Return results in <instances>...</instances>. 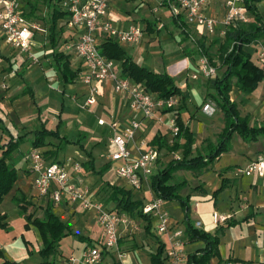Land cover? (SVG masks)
<instances>
[{
    "label": "crops",
    "instance_id": "crops-1",
    "mask_svg": "<svg viewBox=\"0 0 264 264\" xmlns=\"http://www.w3.org/2000/svg\"><path fill=\"white\" fill-rule=\"evenodd\" d=\"M23 1L24 0L20 1V9L22 8V10H30L31 7L35 6L31 2L27 3L29 6L22 4ZM128 1L129 0H110L108 3V16L115 26L122 29L133 24L140 26L143 29V37L140 43L136 46L145 48L146 44L144 42V32L147 31L145 22H149V20L141 15L140 12L144 6H146L147 1L150 0H131L138 3V6L136 5L137 7H134L133 9L128 7ZM256 6L259 10V4H256ZM113 10L122 13L123 16L121 19H113L111 17ZM46 12L48 13L49 9ZM259 12L264 18V11L259 10ZM47 13L42 17L36 16L35 14L34 17L30 18V22L36 23L41 28H47L43 19L47 18ZM206 14L215 17L216 19H221L223 10L220 0H211L210 6L206 10ZM161 15H163L162 18ZM158 16L160 17V21L157 20L154 15L155 22H149V28H152L153 30L149 31L150 33L155 34V32L160 28V24L158 25L157 21L161 22L162 20L167 19L165 13H159ZM56 26L57 43L55 45V49L51 47L49 34L47 32H36L34 34L32 52L34 53V56H36L37 62L39 64L43 63L42 66L39 64L35 65L31 63L29 64V62H24L25 59H27L26 55L8 45L3 40L0 33V71H4V73H1L0 76L5 75L6 80L5 83H1L2 81L0 82V85L5 86V89H2L0 86V119L2 125L0 128V141L2 140L5 143L9 139L22 137V143L28 142L29 144L26 145L30 147L25 152L18 146L16 152L13 153L14 167L17 170L18 179L10 192L3 198L1 204L3 205L6 203V200L10 203L12 201L13 204L14 196L20 193L32 205L28 208L27 214L32 213L30 211L32 208L43 213L44 206L52 204L51 202H48L46 198L39 197L33 188V174L30 171L31 162L28 153L32 150L31 143L34 138V131L44 128L51 131L57 130L59 133V137L61 139L47 138L46 146L39 148L41 152H50L46 159L47 162H52L54 159L60 161L57 158V155L59 150H62L64 145V143L61 142L62 138H65L67 143H76V141H78L76 144H79L78 146H82V149L76 148L73 152V157L67 158H74L81 164V166L83 163L91 162L92 169L94 171H101V174L99 175L100 178L103 176L104 170L111 168L114 170L120 163L109 160V155L115 151V146L111 143V139L115 133L122 131V128L130 121L136 120L140 123V126L136 130L133 138L127 144V147L133 157L138 156L140 152L144 150V147H142L141 144L144 143L147 147H150L148 143L155 136H163L166 139L168 138L166 121L170 116V112H163V123L144 119L139 112L132 111L129 108L128 97L126 94H119L113 91L112 83L109 80L93 82V86L96 88V102L88 110H81L79 108V104L86 100L89 91L87 85L83 82V78L86 75L85 64L70 48L71 45L76 42L78 32L69 28L66 25L65 19H59L56 21ZM190 31L191 33L194 31V33H197L198 36L204 35L203 30L199 27H191ZM214 38L215 37H213V39ZM257 45L255 46L257 47ZM136 46H132L129 56L140 66L153 71V67H147L144 62L141 63L134 59V47ZM248 47L249 46L245 47L244 50L250 54L248 52ZM55 52H60L63 55L60 60L61 63H67L69 69L72 72L77 73V77L72 81V83H65L61 73L57 70L56 65L58 62L55 61ZM180 54L179 50H176L174 53L167 55H176V60L171 59L170 64H167L168 68H171L170 72H153H167L172 77L176 78L177 75H181L182 73L187 76L188 74L186 70H189L190 75H188L187 78L190 77L196 70L197 64H193L190 61L186 62L181 58ZM114 66L115 71L120 74L119 63L114 62ZM156 66L160 68L158 65ZM16 68V74H12L15 73ZM163 68H165L164 65ZM6 74L8 75L6 76ZM204 83H206V79L204 80L203 78H198L197 81H192L191 77L188 80L185 79L184 87L181 88L182 96H176L178 100V113L184 122L185 119L183 118V114L184 111L188 109L187 106L190 107V105H192V107L195 108L206 105L210 102L206 99V94L203 88ZM210 83L211 84H209L210 86L208 87H212L214 90L213 78L210 80ZM6 88H9L7 93L5 92ZM253 93L256 94L258 98L257 102H255V109L245 111V107H243L244 105L240 104L238 109L241 115L248 114L251 119L264 121V83L261 84ZM6 95L7 99L4 100L3 98L6 97ZM240 97L243 99L244 96L235 87L232 88L230 92V100L237 102ZM23 108L29 110L28 114L25 115L22 113ZM199 117H201V115L200 113H197L195 121H198ZM98 120H103L105 124L99 125L97 123ZM113 122L116 123L115 130L110 128V124ZM185 123L193 134L195 144L201 145L204 140L203 134H201V125L197 123L195 124L200 131L195 136V122L187 121ZM68 133H71L72 137H69ZM85 138H92L95 143L105 145V148L108 147L106 149V157L101 156L104 158L102 169H97L94 165L93 151L88 152L87 147L83 144L82 139ZM215 140L216 138L210 141L215 142ZM263 145L264 139H260L258 142L252 143L244 142L239 137L236 142L234 139L231 140V149L226 152V154L230 157L228 162L212 166L207 171L203 172L198 177L201 186L198 190L191 191L190 193V218L195 226L209 234H215L217 229L222 228V234L219 237V244L217 247L218 257L212 258L210 260V264H217L219 260L223 262L222 264H225L226 260L238 261L241 264H263L264 175L258 176L254 173L247 177L238 172L239 169H244L251 160L256 159L258 156L264 158ZM95 148H98V146ZM162 151L159 152L160 155L158 162L161 159L160 156ZM194 151L195 150H193V152ZM20 169H23V171ZM209 171L213 172L215 176L213 181H211L215 183V187H213L212 190L207 187V182L204 179L206 173ZM90 175L96 174H93L92 171L90 173V171L84 169L82 166L81 171L79 173H75L73 177L76 180H81L82 185L84 181L83 179L85 177H90ZM223 179L225 180L224 189L215 193L221 187ZM131 191L133 192L135 200L143 201L144 199H148L150 195L146 187H144L141 191ZM152 194L154 196L153 192ZM92 200L94 199L92 198ZM13 205L18 214H20L18 207L15 204ZM52 206L53 213L58 216L62 222H65L63 220L64 218H68L70 215L74 216L77 210L80 209L77 206L71 205L57 206L52 204ZM169 206L173 208L174 215H170L168 210ZM163 208L170 216L168 231L166 233H158L164 235V240L161 242L158 239L157 241L165 246V259L169 261L170 264H174L173 260L168 258L166 253L171 246L170 241L175 230L173 225L177 223L182 224L183 226L184 215L180 204L177 202H163ZM84 212L86 213L88 219L93 217V220H95V215L92 211ZM214 213L220 216H225L227 219L219 224H214ZM4 214L7 216V213L0 208V215L2 216ZM20 216L24 219V216L21 214ZM41 216L42 214L39 216L37 215V217ZM245 217H248L247 220H244ZM6 220H4V223H6L8 227V230H5L7 233L12 231V227ZM231 222L232 225L230 224ZM94 225L96 226L93 234L94 237L91 238L89 235L81 237H83L84 240H89L96 247L100 248L103 244L104 236L101 228L97 226L95 221ZM152 231L154 232L151 228V232ZM181 231L183 232L181 241L184 245L180 248L179 253L180 255L185 256V264L187 255L202 248L203 243L197 242L188 244L186 236L184 235V229H181ZM130 232L125 234L130 235ZM99 234H101V238L97 237ZM18 236L19 237L15 236L13 238L17 244L14 243L12 246L7 244V241L9 240L8 237L5 238L6 240H0V251L3 253L4 258L9 261L16 262L17 264L43 263L44 260L38 255V251L41 248V239L37 229L34 226L29 225V229L24 230L22 226ZM76 236H78V234L62 239L58 247V252L61 249L62 242L68 238L70 239V237H73L74 239L76 238L77 241L74 243L71 242V244L73 243L72 247H70L71 244L69 241L66 242L64 249L67 248V250H70L71 252L67 255L63 250H61L63 255H67L69 257H79L85 248L90 247L87 245V241H80L77 239L80 236ZM98 239L100 240L99 244L97 243ZM128 239L130 240L129 243L134 246V249L128 253H135V250L139 249L141 245H139L138 248V244L136 246L131 242L133 239L132 237H129ZM123 241L127 240H121L120 243L122 244ZM14 245H17L22 250L21 257H15V255L11 253L10 249H8V247L13 248ZM151 253H154V249L148 252L149 255ZM110 254L114 255L113 252H110ZM61 259L62 258L56 254L54 264H60Z\"/></svg>",
    "mask_w": 264,
    "mask_h": 264
},
{
    "label": "trees",
    "instance_id": "trees-1",
    "mask_svg": "<svg viewBox=\"0 0 264 264\" xmlns=\"http://www.w3.org/2000/svg\"><path fill=\"white\" fill-rule=\"evenodd\" d=\"M53 0H43L44 3L52 2ZM61 0H54L53 5L49 8L47 18H43L49 34V42L51 47L55 49L57 43L56 21L65 19L66 25L69 19L67 12L60 7ZM262 0H243L244 8L249 14V22L229 28L223 37H215L210 40L209 45H217V61L219 67L216 66L213 58L208 55L204 40L201 38L194 41V50L186 49V53L195 56L198 59L205 56L209 63L216 69L221 68L223 71L214 79V94H208L223 114V128L216 136L215 142L204 139L199 149L193 155V147L195 139L189 130L188 126L178 113V108L172 112L176 115V123L178 126V134L169 144L163 136H155L148 145L155 148L158 152L166 150L168 153L179 152V157L170 160L163 168H157L150 180L151 190L157 199L163 202H177L180 204L183 211V226L184 235L187 243L193 244L202 242L203 247L187 255L185 264H210V260L218 257L219 237L222 234V228L217 229L215 234H209L195 226L190 218V193H182L187 187L186 180H179L176 177L178 172H190L200 176L203 172L212 167L213 163L219 158L222 153H226L231 149V139L233 134H237L244 142L252 143L264 139V121L251 119L250 115H241L238 109L239 103L230 100V92L232 88H236L243 96L254 92L261 84L264 83V70L256 62L251 60V56L244 50L247 46L264 44V18L260 14L256 4ZM49 6V5H48ZM37 11L33 6L30 10L19 9V13L26 19L32 18ZM170 24L173 28L179 31L180 43H186L191 39V31L185 23L182 16H170ZM27 20V19H26ZM28 21V20H27ZM146 30L153 31L149 28L150 23L145 22ZM223 39L222 41H220ZM262 40L263 42H260ZM97 47L101 55L108 60L118 62L120 65L119 76L129 80L132 84L144 89L148 94L167 99L169 97H181V88L176 84L174 77L167 72H153L140 66L132 60L127 52L113 38L108 36L98 38ZM57 70L65 83H72L77 77V73L69 69L67 63H61L63 55L60 52L54 53ZM217 73V72H216ZM207 98V95H206ZM244 98V97H243ZM240 105L245 104V100H240ZM171 111V110H170ZM165 111V112H170ZM1 119H0V128ZM32 149H39L46 146V139H61L57 130L51 131L40 129L33 132ZM62 143H67L65 138H62ZM22 143V137L17 139H9L6 143L0 146V204L3 198L10 192L13 185L18 179L17 170L14 167L13 153ZM78 143V141H76ZM82 149V146H80ZM50 152L42 151L44 159ZM52 162H59L54 159ZM83 168L92 171L93 174H101V171H94L91 162L83 163ZM103 173V172H102ZM108 191L107 201L113 204V209L128 217L136 214L140 219L146 221V231L150 230L151 224L149 217L142 213L143 203L140 200H135L131 190H125L117 186H111L107 183ZM225 187V180L221 182V187L215 192L222 191ZM199 186L193 191L198 190ZM14 204L18 207L19 213L24 216V228L29 229V225L34 226L41 239V248L38 255L44 260L41 264H54L55 256L58 254V247L62 239L75 235L71 227L62 222L58 216L52 211V204L46 206L42 216L37 217L32 213H28V208L31 203L26 200L22 194H16L13 198ZM245 217L244 220H247ZM5 215H0V229L8 230L7 224L4 223ZM232 225V222L230 223ZM229 224V225H230ZM80 241H87L90 247H96L89 240H84L83 237L77 238ZM165 246L162 243H157L154 253L149 255L151 264H164L163 253ZM31 253V252H29ZM110 253V252H107ZM60 257V256H59ZM62 260V259H61ZM60 264H66L61 263ZM1 264H17L4 258L0 251ZM229 260H226L227 262ZM234 261V260H233ZM221 260L217 264H222Z\"/></svg>",
    "mask_w": 264,
    "mask_h": 264
},
{
    "label": "built area",
    "instance_id": "built-area-1",
    "mask_svg": "<svg viewBox=\"0 0 264 264\" xmlns=\"http://www.w3.org/2000/svg\"><path fill=\"white\" fill-rule=\"evenodd\" d=\"M110 0H61L60 7L67 12L69 19L67 26L78 32V38L71 49L84 62L86 75L83 82L87 85L89 94L84 106L95 104L96 88L94 81L109 80L113 91L126 94L128 106L132 111L139 112L144 119L163 123V112L170 111L166 121V129L173 140L178 134L176 115L172 112L177 108L176 97L161 99L148 94L141 87L132 84L129 80L119 76L115 71L114 62L100 54L97 47L98 38L108 36L119 44L136 46L143 37V29L137 25L126 28L115 26L108 16V3ZM141 1V0H140ZM156 3L152 13L160 21L159 13L167 10L170 16H182L189 28L199 27L206 36L223 37L225 32L232 27L249 22V14L244 8L243 0H220L223 15L221 19L206 14L211 0H150ZM20 0H0V33L3 40L12 48L35 60L32 52L33 37L36 32L46 33L36 23H29L20 13ZM257 64L264 70V44H258L256 49ZM216 75V68L212 66L205 56L198 59L196 70L191 74V79L212 78ZM5 89V86H1ZM209 106L205 105L203 111L208 114ZM99 125H104L103 120H98ZM140 123L136 120L126 124L122 131L115 133L111 143L115 151L109 155V160L120 162L114 169L118 178L126 181L133 191H141L144 186L151 190L150 180L158 165L159 152L152 147L141 144L144 150L133 157L127 144L133 138ZM110 128L115 130L116 123H111ZM30 171L33 174V188L37 195L46 198L53 205L77 206L83 211L96 213L98 224L101 227L104 242L99 247L85 248L79 257L70 256L66 264H100L102 250L113 252L116 259L121 261L124 254L119 251V228L133 227L134 224L125 214L106 210L97 201L89 197V190L82 187L81 180L74 179V174L82 169L81 164L74 158H66L59 162H47L39 149H32L29 153ZM176 159V157H175ZM244 176L256 173L264 175V158L258 156L251 160L244 169H239ZM155 196V195H154ZM156 214L159 222L156 227L158 233L168 231L169 214L163 208V201L155 197V201L142 208V213ZM227 219L225 216L213 214V223L219 224ZM182 231H175L170 241L171 246L166 255L174 264L179 261L180 248L184 245L180 236ZM225 264H241L229 260ZM264 264V256H263Z\"/></svg>",
    "mask_w": 264,
    "mask_h": 264
},
{
    "label": "rangeland",
    "instance_id": "rangeland-1",
    "mask_svg": "<svg viewBox=\"0 0 264 264\" xmlns=\"http://www.w3.org/2000/svg\"><path fill=\"white\" fill-rule=\"evenodd\" d=\"M22 1V0H20ZM31 2L33 5H35L37 11L35 12L36 16L42 17L44 14H46L47 10L49 8H52L54 6L57 7L56 4L53 5V2H48V3H44L43 0H24L22 2V4H26L27 6H29L27 3ZM21 3V2H20ZM259 4V10L264 11V0H262L261 2L257 3ZM49 5V6H48ZM128 7L130 8H134L138 6V3H136L135 1H131L129 0L127 2ZM137 5V6H136ZM258 6V5H257ZM156 7V3L152 2V1H147L146 6H144V8L141 10L140 14L143 15L146 19L149 20V22H155V17L154 14L151 13L152 9ZM28 9H25V11H27ZM165 13L167 16V19L162 20L161 22L157 21L158 25L160 24V28L155 32V34L150 33L149 31H145L144 32V42L146 44L145 48H141V47H134L135 48V56L134 59H136L139 62H144L145 65L147 67H153V71H169L171 68H168L167 64H170L171 59L176 60V55L173 56H167L168 54L174 53L176 50H179V52L181 53L180 56L183 60H185L186 62L190 61L191 63H198V58L195 56H191L188 55L186 53V49L188 50H194L195 47V43L194 41L199 40V39H203L206 48H208V55L211 56L216 64L217 67H219V62L217 61V45L214 46H210V40L209 39H213V37L210 36H206L205 34L202 36H198L197 33H194V31L191 33V39L189 41H187L186 43H180V37H179V31L176 30L175 28H173L171 26V24H169V16H168V12L167 10H163L162 14ZM122 13L121 12H116L115 10L112 11V15L111 17L113 19H121L122 17ZM163 15H161L162 18ZM28 20L29 23L30 22V18H26ZM113 23V22H112ZM159 27V26H158ZM223 39H221L220 41H222ZM260 42H262V40H260ZM262 44V43H261ZM120 46L127 52L128 55H130L131 53V48L132 46L127 45V44H123L121 43ZM256 46H249L248 47V52L250 53L249 55L251 56V60L257 63V54H256ZM34 54V53H33ZM36 58V56H35ZM181 59V60H182ZM24 62H29V64H35L38 65L39 63L37 62V58L35 60H31L29 58L25 59ZM43 63L39 64L40 66H42ZM156 65H158L160 68H158ZM163 65L165 68H163ZM4 67H6L5 65H3ZM28 66V64H27ZM15 73L12 74H16L17 72V68L15 69ZM14 71V70H13ZM12 71V72H13ZM172 71V70H171ZM223 71V69L218 68L216 69V75L219 76L221 74V72ZM187 74L190 75V71L186 70ZM3 74L4 71H0V74ZM8 74H6L7 76ZM187 75V76H188ZM187 76H185L183 73L181 75H177L175 79L176 84L180 87L183 88L184 87V83H185V79L188 80L190 77L187 78ZM3 77V78H2ZM213 79H215L214 77H212ZM212 78H205L206 79V83H204L203 88L205 91V94L207 95V100H209L210 102L206 105L209 106L207 113H205L203 111L205 105L199 106V107H192V105L187 106V110L184 111L183 114V118L185 119V122L187 121H194V133L195 136L197 135L199 131L197 124L201 125V134H203V139H210V140H214L216 138V136L219 134L220 130L223 128V114L221 113V111L219 110V108L216 106L215 102L208 97V94H214V90L213 88H209L208 86H210V80ZM0 82L1 83H5V75L0 76ZM204 79V78H203ZM204 79V80H205ZM192 81H197V79H191ZM0 83V84H1ZM2 86V85H0ZM7 86V85H6ZM212 86V85H211ZM9 88H6V93L8 92ZM182 90V89H181ZM210 92V93H209ZM4 100L7 99V95L6 97L3 98ZM245 100V104L243 107L245 111L247 110H254L256 105L255 102H257L258 98L257 95L252 93H249L247 95L244 96L243 98ZM241 97L237 100V103L240 104ZM85 100L83 102H81L79 104V108L81 110H88L91 106H84ZM258 110V109H257ZM29 110L23 108L22 109V113L23 114H28ZM190 113V114H189ZM200 113L201 117H199L198 121H195V117L196 114ZM201 118V119H200ZM167 141L169 142V144L172 143V139L170 138L169 132L167 131ZM69 137H72L71 133H68ZM233 138L231 140H238V136L237 134H233L232 136ZM83 144L87 147L88 152L93 151V158H94V165L97 167V169H102L103 167V160L104 158L101 156L106 157V149L105 145H101L100 143H95V141L92 138H85L82 139ZM6 143V142H5ZM4 142L1 140L0 141V146L3 145ZM26 144H29L28 142L25 143H21L19 145L20 149H22L23 151H27V149H29L30 147L27 146ZM100 144V145H99ZM79 144L76 143H64L62 150H59V153L57 155V158L62 161L67 157H73V152L75 151V149H80V146H78ZM98 148H95L97 147ZM201 145L200 144H195L193 147V150H195L193 152H196L197 148H199ZM264 146V145H263ZM30 153V151H29ZM28 153V156H29ZM103 153V154H102ZM161 156H160V161L158 162L157 168H163L165 166L166 163H168L170 160L175 159L179 157V152L176 153H168L166 150H163L161 152ZM230 157L226 154V153H222L219 158L213 163L212 166H217V165H221L224 164L226 162H228V159ZM14 160V159H13ZM21 171H23V169H20ZM105 174V175H104ZM104 174L103 176L100 178L99 174L96 175H90V177H85L82 183V187H86L88 188L89 192H90V199H94L93 201H97L98 203H100L102 205L103 208H105L106 210H115L113 209V204L109 201H107V194L109 189H107L106 185L107 183L111 186H117L120 188H123L125 190H131V187L128 185V183L120 178H118L113 170V168L111 169H107L104 170ZM176 177L179 180H186L187 182V187L182 191V193H191V191H193V189L197 186H201L200 185V181L198 179L199 176H196V174H192L190 172H178L176 173ZM215 178L214 173L209 171L206 173L204 179L207 182V187L212 190L213 187H215V183L211 182L213 181V179ZM146 187V186H144ZM147 189V187H146ZM149 198L148 199H144L142 201L143 203V207L145 205H149L151 203H153L155 201V197L153 196L152 192L149 191ZM14 204V203H13ZM6 200V203H4L3 205L0 204V208L3 209L6 213L7 216L5 215V220L8 221L12 227V231L10 232H5V230L0 229V240H6L5 238L8 237L9 240L7 241L8 245L12 244H17L15 239H13L15 236L19 237V231L23 226V229L26 230L24 228V221L25 219H23L20 214H18V212L16 211L14 205ZM46 206H44L45 209ZM168 210L170 212V215H174V210L171 206L168 207ZM34 215H41L42 212L41 211H37L36 209L32 208L30 210ZM93 212V211H92ZM115 212V211H114ZM95 215V220H93V217L88 219L86 213L80 209L77 210L76 214L74 216H69L68 218H64L63 220L65 222H67V224L71 227L72 232L75 234H78V236H87L89 235L91 238L94 237V232L96 229V226L94 225V221L97 223V226L99 228L100 225L98 224V220H97V216L96 213L93 212ZM118 213V212H117ZM120 214V213H119ZM149 220H150V224H151V228L154 230V232H151V228L150 230L146 231V225L147 223L145 221H143L142 219H140L136 214H134L133 216H130V220L133 222L134 226L130 228V226H128L127 228H119V240H118V248L119 251H121L124 254V257L122 258L121 261L117 260L115 255H111L110 253L105 252L104 250H102L101 253V263L100 264H151L150 262V258H149V254L148 252L154 249V252L156 250L157 247V243H158V239L162 242L164 240V235L163 234H158L156 227L158 225V218L156 217V214L153 212H150L148 215ZM170 217V216H169ZM170 219V218H169ZM174 232L175 231H181V229H184V226H182V224H174ZM28 230V229H27ZM130 230V231H128ZM130 232V235H127L125 233ZM76 236V237H78ZM157 236V237H156ZM98 238H101V234H99L97 236ZM129 237H132V243L135 244L137 246L138 244V248L139 245H141V247L139 249L135 250V253H128L129 251H131L132 249H134V246L129 243L130 240L128 239ZM182 237V235L180 236V238ZM121 240H127V241H123L122 244L120 243ZM71 244V242H76V238L74 239L73 237H70V239H66L64 242H62L61 245V249L59 250V256L60 258H62L61 263H65L67 262V258L69 256H67L68 254H70V250L64 249L65 247V243L68 242ZM104 242V240H103ZM72 243V244H73ZM98 244L100 243V240L98 239ZM72 244L70 245V247H72ZM127 244V245H126ZM122 245V247H121ZM8 249H10L11 253L13 255H15V257H21V253L22 250L17 246L14 245L13 248L8 247ZM63 250L65 252V254L67 255H63L62 251ZM165 251V250H164ZM165 253V252H164ZM163 253V257L165 258V254ZM182 254V253H181ZM168 257V256H167ZM169 258V257H168ZM184 259L185 256L181 255L179 257V261L177 264H184ZM164 264H170L169 261L164 260Z\"/></svg>",
    "mask_w": 264,
    "mask_h": 264
}]
</instances>
